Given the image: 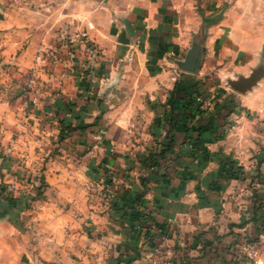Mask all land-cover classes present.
<instances>
[{
    "label": "crops",
    "instance_id": "0c3cea01",
    "mask_svg": "<svg viewBox=\"0 0 264 264\" xmlns=\"http://www.w3.org/2000/svg\"><path fill=\"white\" fill-rule=\"evenodd\" d=\"M62 29L100 50L82 79L69 57L50 64ZM199 40L202 66L187 73L179 63ZM206 66L231 90L260 71L235 91L247 112L229 115L225 135L179 94ZM146 150H166L163 166L139 174ZM22 167L45 187L18 221L24 201L6 188ZM103 179L119 185L113 217L87 188ZM0 184V264H119L128 245L143 246L133 237L143 216L157 236L167 229L163 257L149 241L145 264H253L234 251L238 235L264 236V0H0Z\"/></svg>",
    "mask_w": 264,
    "mask_h": 264
},
{
    "label": "rangeland",
    "instance_id": "374dc122",
    "mask_svg": "<svg viewBox=\"0 0 264 264\" xmlns=\"http://www.w3.org/2000/svg\"><path fill=\"white\" fill-rule=\"evenodd\" d=\"M62 50L64 51V49H62ZM66 53H67V50H65L64 54L66 55ZM78 61H81L82 63H84V62H86V59L81 58ZM75 63H76V66L78 67L76 69H75ZM72 65H73L72 67H74V70L76 71V77L77 78L82 79L83 77H85L86 74H85V72H83L84 69H81V70L79 69V65L77 63V60L75 62H73ZM215 72H217V71L209 68V66H206L199 75H197V76H190L189 75V77H190L189 83H191V82L197 83L198 90L195 92L193 89H190L191 87L189 86L188 96L194 97V99H196V102L194 103L193 109L199 108L200 113L202 112L201 114L205 115L204 117L208 121L207 123L204 124L205 128L208 130L214 129V127L222 128V134L225 135V131H227V128L231 125L236 126V123H237L235 120H234L235 122H233V121L231 122L230 119H232V118H231V116L229 117V115L232 112H238V111L244 110L241 108V107H243V104H242L243 101H242V98L238 96L239 94L236 93L233 88L231 90V89L225 87L223 84H221V82L219 83L217 81V74ZM199 97L202 99V101L198 100ZM45 105L48 108H52V106H53L52 103H49V102L45 103ZM56 109L61 113H63V111H64V108H62V107H57ZM244 111L247 112V110H244ZM226 113L228 116L224 117V115ZM181 114L183 115V117L185 116L184 112ZM214 115H216L217 117H214ZM253 116L254 117H252V119H248L247 121H249V124H251L253 127H255L256 125L259 124L260 119H259V117H256L255 115H253ZM165 130L160 131L161 136L158 139L159 142L162 141L163 133ZM210 135H212V134L210 133ZM218 136H219V134L218 135L216 134L214 138L212 137V139L216 140V138ZM255 139H253V141H255ZM221 140L225 141L223 138ZM139 151L144 152L143 150H138V152ZM151 151L158 153V152H161L163 150H158V151L157 150H148L147 153L148 152L150 153ZM201 151H202V155L204 156V158H203L204 160H206L208 153H211V155H213L212 152H216V151L208 150V148L201 150ZM139 161H140L139 162L140 165L135 166V167H137V168L139 167L141 169L139 171V174H141V173L147 174L152 170L153 167L147 166L146 162L145 163L143 162V158L140 159ZM201 163H202V165L200 167L198 166L197 168H203L204 167L203 169L206 170L207 167H206L205 162L200 161L199 165ZM176 168L177 167H175L174 169H176ZM188 168L194 169L195 166H190ZM18 171L16 173L13 172V176L16 178V182L18 183V191L15 194L18 195V198H16V199H18L19 201H21V200L24 201L23 205L25 207V210L17 215V218H18L17 220L20 221L23 219V217H26L25 211H27L26 209L29 208V206H31L33 203V200H32L33 194L32 193L34 192V194L35 193L38 194L39 189L35 185L36 180L33 179L32 174H25L24 167H22L21 170H18ZM213 173L215 174L217 172H215V170H213L211 168L209 170V175L213 174ZM102 177H104V176H102ZM101 181H104V179L99 180L96 184L87 183V188L89 187V192H91L93 194L94 200L96 201L99 208L102 207V211H104L105 214H108L106 216H109V215H111V213H113V211H115V208L113 209L112 207H113V203L115 204V200L117 197L115 191H117V186H119V185H117V183H112L113 185L107 186L104 182H101ZM117 181H119L118 178H116V180L114 182H117ZM208 183H209V181H208ZM208 183L206 180H202L200 188H202L203 190H206V188H207L206 185H208ZM9 184H11V183H9ZM2 187H3V184H0V188H2ZM160 187L162 189H164V188H167V185L164 187L163 186H160ZM34 197H35V195H34ZM111 217H113V215H111ZM151 225L155 226L156 228L159 227L156 224L153 225L152 223L151 224L147 223V217L146 216H143L140 218L137 230L134 229L135 231H133V237L134 238L137 237L139 239V241H141L143 243L142 244L143 246L139 247V245L135 244V243L128 245V247L125 248L121 254V256H123V260L119 264H145L144 261H145V259H147V257H146L147 256V248L146 247H147V243H149V241H151V242L153 241L152 245L150 247V250H151L150 252L154 256H157L158 259L159 258L161 259V257H163L164 250H165V248H163V242H165V237L167 239V234L157 236V234H159L158 230H156V232H151ZM165 229H166V227H165ZM178 230L179 229H175L174 236L176 235V239H177V237L179 239L180 234L184 235L183 231L181 229H180L181 231H178ZM166 231H167V229H166ZM247 236L251 237L250 234ZM170 238L174 239L173 235ZM182 238H183V236H182ZM144 245H146L145 248H144ZM148 258H151V257L148 256ZM97 264H102V263L100 261V263L98 262ZM157 264H159V262Z\"/></svg>",
    "mask_w": 264,
    "mask_h": 264
},
{
    "label": "built area",
    "instance_id": "2783aa9c",
    "mask_svg": "<svg viewBox=\"0 0 264 264\" xmlns=\"http://www.w3.org/2000/svg\"><path fill=\"white\" fill-rule=\"evenodd\" d=\"M59 46L52 49L49 52L50 57V64L53 69L60 66L64 58L69 57L70 60L73 62L81 58H85L86 62L84 63H78L79 69H84L90 72L93 68V66L96 64L98 59L100 58V50L99 48L89 39V37L85 34L78 35V34H71L70 31L63 29L60 31L59 36ZM67 50L66 55L64 54V51ZM66 56V57H65ZM78 68L75 63V69ZM74 69V67H73ZM38 75V67L34 66L31 68V70L28 73V79L31 84H36L37 76ZM199 101H202V99L199 97ZM230 121L235 122V118L233 115H231ZM230 122V123H231ZM233 124V123H232ZM235 128V126L231 125L227 128L228 131H232ZM100 140V137L97 138ZM6 191L8 194H15L18 191V183L13 182L8 185L6 188ZM248 237V236H246ZM249 238V237H248ZM264 241V236H260V239L258 241H244L242 243H239V245L236 246L235 249V259L238 261L242 260H249L252 261L253 264H260L259 260L261 257V250H262V242Z\"/></svg>",
    "mask_w": 264,
    "mask_h": 264
},
{
    "label": "trees",
    "instance_id": "16d2710c",
    "mask_svg": "<svg viewBox=\"0 0 264 264\" xmlns=\"http://www.w3.org/2000/svg\"><path fill=\"white\" fill-rule=\"evenodd\" d=\"M84 72H85V74H90V72H88L87 70H85ZM189 86L191 87L190 89H193L195 92L198 90L197 83H192L191 82ZM188 88L179 87V94L184 96L181 101L185 104V108L186 109L194 110L193 108H194V103H195L196 99H194V97H191V96L189 97L188 96V93H189L188 92ZM177 89H178V87H177ZM177 89L175 88V91L173 93H175L177 91ZM181 101H180V103H181ZM174 103H175V100L173 99V101L171 103V109L173 111H175L177 108H179V107L175 106ZM197 110H199V108H197ZM165 153H166V150L165 151L163 150V151L158 152V153H155V152L151 151L149 154H147V155L145 154L143 156V162L144 163L146 162L147 166L153 167L156 170H158V169H160V167L163 166L162 165L163 164L162 163L163 162L162 160L165 159ZM141 158H142V156H141ZM230 164H232V162H230ZM222 169H223V166H222L221 170ZM43 187H45V182H44L43 178H41V184L38 187L39 193L37 195H35V197L33 196V199L32 200H35V199L39 198L40 196H42V194H43V191H42ZM13 197H14L13 195L10 196V198H12V199H13ZM116 207H117L116 206V203L115 204L113 203V207L112 208L114 209ZM161 229L164 230V234H167L164 226L161 227ZM238 237H239L238 243H242L244 241H247V242H249V241H258L260 239V235L252 236V238L242 237V236H239V235H238Z\"/></svg>",
    "mask_w": 264,
    "mask_h": 264
},
{
    "label": "water",
    "instance_id": "95a60500",
    "mask_svg": "<svg viewBox=\"0 0 264 264\" xmlns=\"http://www.w3.org/2000/svg\"><path fill=\"white\" fill-rule=\"evenodd\" d=\"M202 40L196 41L193 44L191 50L185 57L184 61L179 63L181 70L191 73L198 74L202 66V56H203V47ZM259 72L257 71L251 78L242 79L239 81H232L229 83L231 88L240 93H245L250 90L258 81ZM2 192L0 193V198L2 197Z\"/></svg>",
    "mask_w": 264,
    "mask_h": 264
}]
</instances>
